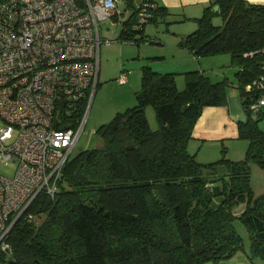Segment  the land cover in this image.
<instances>
[{
	"label": "trees",
	"instance_id": "16d2710c",
	"mask_svg": "<svg viewBox=\"0 0 264 264\" xmlns=\"http://www.w3.org/2000/svg\"><path fill=\"white\" fill-rule=\"evenodd\" d=\"M141 1L125 0L132 13L122 21L118 38L159 42L148 39L143 28L169 11L148 0L153 6L140 21ZM215 16L220 24H214ZM194 21L196 28L182 35L179 45L196 58L228 53L236 67L234 80L213 81L205 71L191 69L183 72L179 89L175 72L143 65L137 103L100 125L102 146L70 157L55 196L39 194L14 222L7 237L10 250L0 251V264H202L230 257L242 246L236 218L248 230L249 258L264 259V194L253 197L250 184V163L264 168L259 125L264 111L250 109L264 95L252 85L264 75V4L212 0ZM229 86L239 90L246 113L237 122L239 137L247 140L245 155L233 160L223 148L219 159L200 162L187 147L193 126L204 106L227 103ZM149 104L156 129L146 116ZM86 105L81 98L74 122ZM240 203L244 208L236 213ZM36 215L43 218L34 227Z\"/></svg>",
	"mask_w": 264,
	"mask_h": 264
},
{
	"label": "built area",
	"instance_id": "2783aa9c",
	"mask_svg": "<svg viewBox=\"0 0 264 264\" xmlns=\"http://www.w3.org/2000/svg\"><path fill=\"white\" fill-rule=\"evenodd\" d=\"M120 3L0 0V158L16 164L13 176L0 175V251L10 250L8 233L34 199L58 191L85 120L74 122L73 113L98 81L99 22L119 14ZM152 6L141 1L138 20ZM252 85L264 90V75ZM262 106L264 95L250 109ZM64 122L70 126L59 128Z\"/></svg>",
	"mask_w": 264,
	"mask_h": 264
},
{
	"label": "rangeland",
	"instance_id": "374dc122",
	"mask_svg": "<svg viewBox=\"0 0 264 264\" xmlns=\"http://www.w3.org/2000/svg\"><path fill=\"white\" fill-rule=\"evenodd\" d=\"M118 8L119 14L117 19L107 18L99 22L101 44L98 81L93 94H91V91L88 96L83 115L85 116L83 129L70 157H73L82 150L102 146L103 141L97 129L100 125L109 122L117 112L124 111L126 108L137 103L136 92L141 87L142 66L149 65L151 67L150 63L153 60H159V58L155 57L157 53L169 51L171 49L169 46L172 44L171 42L177 40V37H182L179 35L181 32H192L197 26L196 21L193 20L190 22H174L172 19H167L166 21L159 20L157 22L147 21L143 28V34L148 39H159L161 42L139 40L136 43L131 40H122L118 38L122 28V21L132 13V8L127 7L124 9L123 3H120ZM213 22L214 24H220L221 18L215 16ZM135 36L140 37V33H136ZM162 60V66H168L172 63V58H169V56ZM224 62L226 61L219 63L221 65L218 69L214 68L205 71L208 75L210 74L213 81L223 78V73H227L229 77L233 78L231 80H234L236 67L232 66L231 62ZM122 74L126 75L127 79L121 82L119 81V77ZM177 76L180 78L179 89H183L184 75L183 73H178L176 74ZM181 80L183 83H181ZM231 87L229 86L227 90H234L239 93L236 87L233 89ZM145 111L150 128L156 129L158 121L153 105L149 104L146 106ZM262 121L264 120L261 119L259 121L260 127H264ZM15 170V163L11 161L5 162L0 158V175L13 176ZM250 184L253 197L264 194V168L256 162L250 163ZM244 205V203H240L233 208V211L236 213L241 212ZM42 218L43 216L38 215L33 217L32 224L34 227L38 226ZM233 225L242 238V246L230 257L218 260L211 259L202 264H242V262H244L243 264H253L249 258L250 239L246 226L238 218L233 220ZM255 259H257V263H264V259ZM241 260L243 261L241 262Z\"/></svg>",
	"mask_w": 264,
	"mask_h": 264
},
{
	"label": "crops",
	"instance_id": "0c3cea01",
	"mask_svg": "<svg viewBox=\"0 0 264 264\" xmlns=\"http://www.w3.org/2000/svg\"><path fill=\"white\" fill-rule=\"evenodd\" d=\"M155 1L167 7L169 11V14L160 20L166 21L167 19H172L174 22H190L192 20L194 21V18L199 17L205 6L209 5L212 0ZM246 1L252 4H264V0ZM117 17L118 14H116V18L114 16L111 19H117ZM184 34H187V32H181L179 35L182 36ZM180 39L181 38L177 37V40L171 42L172 44L169 45L171 49L169 51L160 52L155 55L159 60H153V62L150 63L154 70L158 72H175L176 74L191 69L207 71L214 68L218 69L221 65L219 63L222 61H226L224 63L231 62L228 53L196 58L189 50L179 45ZM168 56L172 58V63L168 66H162V59ZM216 75L218 74L216 73ZM222 75L223 77L233 79L229 77L227 73H223ZM176 83L179 88L180 78H178V76L176 77ZM181 83H183L182 80ZM231 88L233 89L234 86ZM261 110L264 111V106H262ZM245 118L246 113L243 109L239 93L234 90H227L226 104L207 105L202 108L201 114L193 126L192 138L188 142L187 147L189 152L194 153L197 160L200 162H210L219 159L222 155V149L225 148V154L228 158L233 160L242 159L247 147V140L239 137L237 122ZM262 123H264V121H262ZM256 260L255 258L250 259L253 264H264L262 262L257 263ZM242 261L243 260H241V262ZM243 263L244 262H242V264Z\"/></svg>",
	"mask_w": 264,
	"mask_h": 264
},
{
	"label": "water",
	"instance_id": "95a60500",
	"mask_svg": "<svg viewBox=\"0 0 264 264\" xmlns=\"http://www.w3.org/2000/svg\"><path fill=\"white\" fill-rule=\"evenodd\" d=\"M246 7H248V4H246ZM212 9L215 10V11L218 10L219 9V5L218 4L213 5Z\"/></svg>",
	"mask_w": 264,
	"mask_h": 264
}]
</instances>
